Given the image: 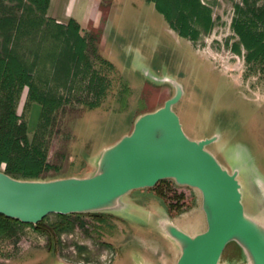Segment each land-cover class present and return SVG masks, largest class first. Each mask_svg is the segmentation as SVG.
<instances>
[{"label":"rangeland","instance_id":"rangeland-1","mask_svg":"<svg viewBox=\"0 0 264 264\" xmlns=\"http://www.w3.org/2000/svg\"><path fill=\"white\" fill-rule=\"evenodd\" d=\"M64 1L54 0L47 16L63 18ZM87 1L75 0L70 14L77 22L84 20L83 15L85 19L100 17L96 24L93 20L82 26L87 34L91 26L101 31L105 27V40L110 39L99 51L105 62L89 55L92 69L87 74L82 66L77 71L55 70L49 58L39 63L35 79L41 92L62 104L49 126L45 127L40 107L28 100L27 89L16 107L17 114L27 124L29 142L39 146L46 153V162L53 166L46 171L47 177L89 173L94 155L129 133L137 114L162 103L171 89L154 87L141 76L144 68L160 74L161 64L183 86L185 95L174 111L186 135L200 139L217 133L219 140L209 149L229 170L234 167L233 159H241L234 150L238 139L254 149L264 166V72L259 64L245 61L244 50L241 55L231 50L237 41L231 27L234 7L241 0H200L212 11L213 28L196 41L180 38L146 0H96L97 12L93 3ZM31 47L24 51L33 63ZM90 103L98 107L87 109ZM219 113L226 115L222 126L228 127L223 130L217 127ZM30 153L34 158L31 149ZM4 168L2 164L1 170ZM261 172L264 174V167ZM246 179L244 185L253 197ZM168 183L169 189L162 185L133 191L128 197L141 207L164 211L167 200L175 203V196L182 195V207L167 209L169 216L179 226L197 224L203 229L199 193ZM158 190L165 192L166 201L156 196ZM243 205L247 210L246 198ZM122 217L126 222L114 216L98 220L83 215L81 224L72 232L60 235L54 258L48 252L47 236L24 227L16 236L0 239V264H174L172 245L160 238L145 212ZM54 221L56 216L51 214L45 223Z\"/></svg>","mask_w":264,"mask_h":264},{"label":"water","instance_id":"water-1","mask_svg":"<svg viewBox=\"0 0 264 264\" xmlns=\"http://www.w3.org/2000/svg\"><path fill=\"white\" fill-rule=\"evenodd\" d=\"M94 6L97 12L99 4ZM89 22L93 20L78 23ZM104 31L105 27L99 50L110 39L105 40ZM161 65L160 74H152L146 68L139 74L154 87L168 86L170 95L152 110L137 114L129 133L94 155L89 173L22 180L0 170V215L35 226L51 214H99L125 221L122 215L130 217L133 212L141 211L158 229L160 238L172 245L174 264H264L261 159L248 143L237 138L239 143L234 150L241 159H231L234 167L229 170L209 149L218 142L217 133L200 139L186 135L174 111L185 95L183 86ZM225 116L219 113L217 117L219 130L228 127L222 126ZM245 177L253 189V197L244 185ZM161 181H171L177 187L199 193L203 229L197 224L179 226L166 207L164 211L150 210L128 197L133 191L152 189ZM243 198L248 201L247 210Z\"/></svg>","mask_w":264,"mask_h":264},{"label":"trees","instance_id":"trees-1","mask_svg":"<svg viewBox=\"0 0 264 264\" xmlns=\"http://www.w3.org/2000/svg\"><path fill=\"white\" fill-rule=\"evenodd\" d=\"M146 1L154 5L180 38L196 41L213 28L212 11L200 0ZM49 4L50 0H0V170L4 164L2 171L15 179L54 178L47 177L46 171L53 166L46 162V153L29 142L27 124L16 111L25 89L28 100L40 107L45 127L49 126L54 112L62 107L60 102L41 92L35 79L39 63L49 58L56 65L55 70L77 71L82 66L87 74L92 69L89 55L105 62L99 53L102 31L91 26L90 32L84 33L85 28L72 18L58 23L47 16ZM231 27L237 38L231 46L232 52L241 55L244 50L245 61L259 64L264 72V0L237 3ZM27 46H32L29 52L34 54L33 63L26 57ZM97 107L93 103L87 105V109ZM30 149L34 158L30 156ZM162 185L170 188L168 181L159 182L155 188ZM157 195L165 201L168 199L163 190H158ZM182 199L179 195L175 196V203L167 200L168 209L180 210ZM54 215L56 221L46 224L47 216L35 226L0 215V239L12 238L22 228L30 227L47 236L48 252L55 255L60 235L72 232L81 224L83 215ZM91 216L102 220L105 215Z\"/></svg>","mask_w":264,"mask_h":264},{"label":"crops","instance_id":"crops-1","mask_svg":"<svg viewBox=\"0 0 264 264\" xmlns=\"http://www.w3.org/2000/svg\"><path fill=\"white\" fill-rule=\"evenodd\" d=\"M53 1L54 0H50V4H49V7H48V11H47V15H49V9H50V7H51V5L53 4ZM74 1L75 0H69L68 1V3L66 4V0L64 1V12H65V14H63L64 15V17L63 18H55V20L57 21H62V20H69V19H71L72 17V15L70 14L71 13V10H72V5L74 4ZM94 1H96V0H88L87 1V4H90V3H93L92 5L94 6L95 5V2ZM56 3V2H55ZM86 4V5H87ZM95 7V6H94ZM49 17V16H48ZM50 18H52V17H50ZM90 17H88V19H89ZM99 16L98 15H94V17L92 18L91 17V19L92 20H94V24H96V22H98V20H99ZM83 19H85V15H83ZM88 19H86V20H88Z\"/></svg>","mask_w":264,"mask_h":264},{"label":"flooded vegetation","instance_id":"flooded-vegetation-1","mask_svg":"<svg viewBox=\"0 0 264 264\" xmlns=\"http://www.w3.org/2000/svg\"><path fill=\"white\" fill-rule=\"evenodd\" d=\"M156 196L159 197L157 194H156ZM159 198H161V197H159ZM161 199H162V198H161ZM162 201H164V199H162ZM167 209H168V205H167Z\"/></svg>","mask_w":264,"mask_h":264}]
</instances>
